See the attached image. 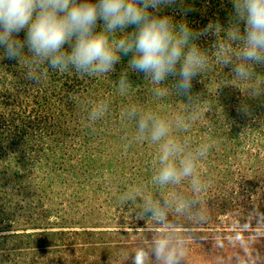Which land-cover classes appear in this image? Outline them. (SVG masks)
<instances>
[{"label":"trees","instance_id":"16d2710c","mask_svg":"<svg viewBox=\"0 0 264 264\" xmlns=\"http://www.w3.org/2000/svg\"><path fill=\"white\" fill-rule=\"evenodd\" d=\"M183 3L194 32L221 25L192 41L207 64L187 94L178 76L157 85L131 70V54L103 75L43 65L39 83L26 59L0 55V264H132L137 252L145 264H264V63L235 76L231 0ZM160 14L182 18L179 5ZM142 116L168 135L153 142ZM168 139L194 170L161 184Z\"/></svg>","mask_w":264,"mask_h":264},{"label":"clouds","instance_id":"9594fccd","mask_svg":"<svg viewBox=\"0 0 264 264\" xmlns=\"http://www.w3.org/2000/svg\"><path fill=\"white\" fill-rule=\"evenodd\" d=\"M231 4L227 34L240 42L236 56L244 62L233 72L246 79L252 64L264 63V0H231ZM177 5L181 19L160 14L164 8ZM193 11L183 0H0V55L9 61L26 59L27 78L39 83L41 76H47V68L40 73L34 69L43 65L59 72L72 69L80 75H103L115 70L121 55L131 54V70L144 73L157 85L169 76H178L176 87L187 94L207 64L206 54L192 41L213 29L221 31L219 21H210L194 32L186 19ZM129 28L132 31H126ZM230 62L225 56L223 63ZM120 87H127L123 78ZM99 114L93 111V116ZM149 121L153 142L168 135L164 121L143 116L141 132L149 130ZM180 151L171 139L163 143L156 177L161 184L192 174L191 156L182 158L177 166L174 157ZM148 211L155 214L156 209ZM179 261L180 257L173 256L168 264ZM132 264H145L141 252L132 256Z\"/></svg>","mask_w":264,"mask_h":264}]
</instances>
